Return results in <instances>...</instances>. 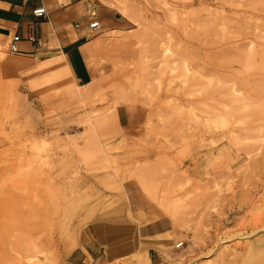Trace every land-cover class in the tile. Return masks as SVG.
I'll list each match as a JSON object with an SVG mask.
<instances>
[{
  "label": "rangeland",
  "instance_id": "rangeland-1",
  "mask_svg": "<svg viewBox=\"0 0 264 264\" xmlns=\"http://www.w3.org/2000/svg\"><path fill=\"white\" fill-rule=\"evenodd\" d=\"M124 1L129 53L88 57L87 83L61 53L0 59V264H66L123 217L180 235L96 264H264V0Z\"/></svg>",
  "mask_w": 264,
  "mask_h": 264
},
{
  "label": "crops",
  "instance_id": "crops-1",
  "mask_svg": "<svg viewBox=\"0 0 264 264\" xmlns=\"http://www.w3.org/2000/svg\"><path fill=\"white\" fill-rule=\"evenodd\" d=\"M39 7L45 10V16L34 18L32 12ZM90 9H94L100 25L93 32L86 28ZM75 24L77 27H74ZM0 27L2 36L14 34L20 37L19 48L23 53L19 55L32 51L36 52L35 55L61 53L77 84L90 80L91 71L86 65L88 57H108L110 53L128 52V41H114L105 34L112 31L126 33L132 29L131 23L114 8L102 3L95 5L93 0H0ZM30 31L39 46L26 41ZM179 235L164 217L140 225L129 222L125 217L108 218L83 228L77 245L71 248L65 260L66 264H96L106 255L107 259H112L114 255H119L121 259L137 253L142 244L173 247L176 241L172 244L170 241ZM144 249L148 251V247ZM152 260L150 254L143 258L142 264H150Z\"/></svg>",
  "mask_w": 264,
  "mask_h": 264
},
{
  "label": "bare ground",
  "instance_id": "bare-ground-1",
  "mask_svg": "<svg viewBox=\"0 0 264 264\" xmlns=\"http://www.w3.org/2000/svg\"><path fill=\"white\" fill-rule=\"evenodd\" d=\"M99 3H102V4H105V5H107L108 7H111V8H116L118 11L117 12H119V14H121L123 17H126V18H130V16L133 14L132 12H131V10H130V7L128 6L129 4L128 3H126L124 0H122V1H119V0H99ZM164 3V2H163ZM164 6L166 7V5L164 4ZM132 9V8H131ZM167 11L168 12H170V11H172L171 9H167ZM174 11V10H173ZM131 13V15H129ZM176 15V13H175V11H174V13L171 15V17L173 18V20H175L174 19V17H175V15ZM178 17V16H177ZM131 19V18H130ZM132 20H134V19H132ZM134 22H136V20H134ZM183 23V22H182ZM137 24V23H136ZM1 28V27H0ZM142 33V32H141ZM106 36H108L109 38H113L114 40H119L120 38H121V36H118V35H116V32L115 31H112V32H108L107 34H105ZM105 35L104 36H102V38L103 37H105ZM137 35V34H136ZM140 35V34H139ZM139 35H137L136 37H138ZM133 36V35H132ZM141 36V35H140ZM106 39H108V38H106ZM123 40V39H122ZM8 41H9V36H2L1 34H0V59L2 58H4L5 57V59H6V57L8 56V55H12V54H9L8 53V51H7V47H8ZM18 47H19V44H18ZM158 53V52H157ZM174 53V52H173ZM56 65L54 64V74L57 76H63V78L65 77L67 80H69L70 78H69V76H68V73H69V71H68V66H67V64L65 63V58L63 57V55L61 54V55H58V56H56ZM2 61V60H1ZM48 61H50V57H48V58H46V59H44V60H41V61H39V63L37 64V68L39 69V71L43 68V69H45V67L47 66L46 65V63L48 62ZM9 64V62L6 60V61H3V65L5 66V65H8ZM16 63L15 64H13V66L14 67H16ZM181 69V68H180ZM186 69V68H185ZM186 71V70H185ZM182 72V71H181ZM187 74V73H186ZM188 75V74H187ZM177 79V78H176ZM69 81H71V80H69ZM72 82V81H71ZM69 83V82H68ZM87 83V82H86ZM71 84H73V83H71ZM84 85V84H83ZM86 85H88V84H86ZM94 85V84H93ZM92 85V86H93ZM73 86V85H72ZM87 87V86H86ZM89 87V86H88ZM73 88H75L76 90H79V87L77 86V87H75V86H73ZM80 88H81V86H80ZM71 90H74V89H72V88H70ZM80 91V90H79ZM77 92V91H76ZM81 92H83V90L81 91ZM74 94V93H73ZM74 97V96H73ZM75 98V97H74ZM114 108V107H113ZM113 110V109H112ZM105 115V114H104ZM103 118V117H102ZM94 120V119H93ZM34 161V160H33ZM21 176V175H20ZM163 210L168 214V215H174L175 216V211L173 210V207L172 206H164V208H163ZM173 216V217H174ZM174 220H176V218L174 219ZM173 221V220H172ZM171 221V222H172ZM262 256V255H261ZM262 258V257H261ZM259 263V262H258Z\"/></svg>",
  "mask_w": 264,
  "mask_h": 264
},
{
  "label": "built area",
  "instance_id": "built-area-1",
  "mask_svg": "<svg viewBox=\"0 0 264 264\" xmlns=\"http://www.w3.org/2000/svg\"><path fill=\"white\" fill-rule=\"evenodd\" d=\"M32 15H33L34 18L44 17L45 16V10L43 8H41V7L36 8V9L33 10ZM87 16L89 18V21L86 23L87 30L89 32H93V31L98 30L100 28V25H99L98 19L96 18L94 9H90L88 11ZM74 27H77V25L75 24ZM20 40L21 39H20V37L18 35H14V34L10 35L9 41H8V47H7V51H8L9 54L19 55L22 52L20 50V48L18 47V44H19ZM26 41L29 44H33L35 46H39L40 45L38 40L34 37V35L32 34L31 31L29 32V35H28Z\"/></svg>",
  "mask_w": 264,
  "mask_h": 264
}]
</instances>
